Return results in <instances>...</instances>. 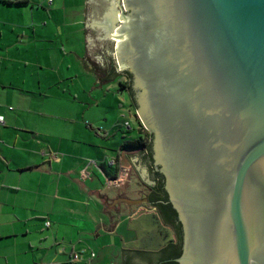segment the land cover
<instances>
[{
    "label": "water",
    "instance_id": "95a60500",
    "mask_svg": "<svg viewBox=\"0 0 264 264\" xmlns=\"http://www.w3.org/2000/svg\"><path fill=\"white\" fill-rule=\"evenodd\" d=\"M114 1L103 20L181 223L175 262L264 264V0ZM160 251L124 247L123 264Z\"/></svg>",
    "mask_w": 264,
    "mask_h": 264
},
{
    "label": "crops",
    "instance_id": "0c3cea01",
    "mask_svg": "<svg viewBox=\"0 0 264 264\" xmlns=\"http://www.w3.org/2000/svg\"><path fill=\"white\" fill-rule=\"evenodd\" d=\"M106 1L110 0L0 2V115L5 119L0 124V243L8 249L0 251V264H123V259L121 263L119 259L108 261L109 248L115 247L123 256L125 243L136 241L133 233L140 222L157 218L162 225L155 208L140 212L133 206L142 200L126 198V191L117 186L110 188L123 180L138 187L142 183L152 186L142 179L136 158L139 150L122 148L127 138L115 143L117 148L107 144L112 134L118 139L116 125L121 120L109 117L106 111L101 116L92 114L90 121L62 113L68 103L77 104L61 92L71 90L75 82H70L79 76L92 89H103V85L110 89L113 82L124 93L114 76L118 70L114 67V75L108 71L110 77L103 79L106 68L93 51L95 43L110 42L114 48L108 33L114 23L103 20ZM98 6L103 15L96 20L93 10ZM115 10L117 16L120 10ZM27 80L32 86L26 85ZM96 102L83 103L82 109L99 113L102 108L116 114L124 108L122 104L116 107L115 102L105 104V99ZM54 109L60 113L49 111ZM125 202L130 206L127 214L123 207H116ZM113 207L117 210L111 216ZM77 219L84 226L93 225L94 231L78 227ZM33 227L40 233L39 238L34 236L35 242L29 240ZM20 235L28 239L24 247L18 245ZM103 235L107 241L118 239L119 243L96 245L89 239H102ZM158 236L177 242L174 233ZM154 241L159 249L165 246ZM93 246L102 250L90 262V252H96ZM81 250L86 251L83 260L72 262L71 254Z\"/></svg>",
    "mask_w": 264,
    "mask_h": 264
},
{
    "label": "rangeland",
    "instance_id": "374dc122",
    "mask_svg": "<svg viewBox=\"0 0 264 264\" xmlns=\"http://www.w3.org/2000/svg\"><path fill=\"white\" fill-rule=\"evenodd\" d=\"M110 2H115V1L114 0H110ZM104 8H108V7H106V5H104L103 9ZM94 9L95 10H93L94 11L93 13H94V18L96 20L100 19V17L103 15V13L106 12V9L103 10L101 6L100 7L99 6L95 7ZM101 9L103 10V13H102ZM98 35H99V33L97 31V35H95V36L97 37ZM93 51H94L95 55H99L100 56L101 62L103 64V67L106 68L105 69L106 71L103 72L102 78L106 79V77L109 78L110 76H113L114 74L112 72H114V66L112 64L115 63V62H114V52H113L111 43L110 42L100 43V44L99 43H95V47H94ZM101 57H103V58H101ZM109 63H111V64H109ZM107 64H109V66ZM108 71L110 73V76L109 75L106 76ZM29 74H30V72H29ZM114 76L120 82V87H121V89L124 90V93H122V92L119 93L117 91L118 90V86L117 85H115V86L111 85L113 82L110 83V89H107L106 85H103L104 86L103 89H101V88L92 89L91 88L92 85L89 87V81H86V78L82 77V76H79L76 81L70 82L71 84H73V82H75L74 83V87H72L71 90H67L65 93L61 92V94L64 95L63 97L69 98L72 102H76L77 103V104L72 103L73 105L68 103L69 106L65 108V112L62 111V113L65 114V115H68V116L74 117V118L77 117L80 121H81V119H83L82 117H84V120H82V121H87L85 119H88V121H90L91 119L89 117L92 114H93V116L94 115L96 116L98 114H99V116H101L102 113H104L106 111V114L109 117L112 118V116H113V117H116V120H119V119L121 120V122H119L116 125L117 128H119V130L117 131V134L119 135L118 139L117 138H113V134H112V137L109 138L110 143H107V144H109V147H111V148H117L114 145L118 141H121L122 138H127L128 141L139 139V138L145 139L146 138V132L150 133V131L147 130L146 128H144V127L141 129V122L139 121L138 116L136 115V107H135V105H133L132 99H129L128 94H126V90H127L128 86H129V78H128V76L120 74L119 71ZM7 77H9V78L12 77V74L8 75ZM20 81L23 82L24 80L21 79ZM20 81H17L16 83H20ZM32 84L33 83H31L29 80L26 81V85L27 86H32ZM65 86H66V84H63V88H65ZM55 88H56V86H55ZM65 89H69V88L66 87ZM103 99H105V101H106L105 104H109L110 102H112L111 103V105H112L115 102L116 103V107H118V105L122 104V106L124 108L121 109V107L120 108L118 107L119 108L118 109V113H116V114L113 113V112H110V111H108L106 109H102V108L99 109V111H98L99 113H97L96 112L97 110H94V109H92V110L88 109V111H84L82 109L83 103L85 104L87 102H91L92 101L95 104V103H97L96 101H102ZM34 102H36V101H34ZM111 105H109V106L107 105V106L110 107ZM87 108H89V107H87ZM33 109H39V108L36 106V107H33ZM48 109H50V108H46L44 110L48 111ZM49 111H53L54 113H60V112L55 111V109L54 110H49ZM123 115H125L126 119L128 120V122H130L131 130L127 129V127L124 126L125 118L122 117ZM94 127H96V126H94ZM139 152L140 153H137V157L136 158L138 159V162H139V164L142 167V169H141L142 172H143V174H142L143 178L142 179H143L144 182H151V185H154L156 178L153 175V172H152V169H151V165H150V163L148 161V154H147L146 150H141ZM110 186H111L110 188H112L113 190H115L114 189L115 187H112V186H117L119 189H121V191L122 190L126 191V193H127V196L125 195L126 198L130 197V198H134V199L138 198L139 200H142L141 202H139V203L137 202V204H135L133 206V207H135L134 209H136V210L139 209L140 212H144V211H147V210L155 208V212L158 213L157 208L154 207L153 205H151L149 203V200L147 199V197L149 196L148 195L149 194V187L147 185H145L144 183H142L141 186L138 187L136 184H134L132 182L129 183V182H126V181L123 180L121 182H116V183H114V184H112ZM116 190H118V189H116ZM125 204H127V205H125ZM80 207L81 206L78 205V208H80ZM116 207H118V208L123 207L125 209L126 214H127L129 212V207L130 206H129V202H125V203H118L116 205ZM116 207H113V208L110 209V211L112 212L111 216L116 214V210H117ZM157 217L160 218V220H161L160 223L162 225H160L157 222L158 221L157 218L153 222L150 221V220L149 221L147 220L144 223L140 222V226H136L135 227L136 229H134L135 232L133 233L135 238H132V239H136V241L135 242H127V243H125L124 247L128 248V249H144V250H155L156 251V250H159V248L157 247L156 242L154 241V239L156 241L159 240L160 242H163V244L165 245L166 241H167L166 238L164 240V238H161L158 235L161 234L163 237L166 236L167 234L169 235V233H173L172 232L173 228L170 225L169 226L165 225L163 217L160 215V213H158ZM149 219H151V218H149ZM75 222H76L78 227H86V228H89V229L93 228V225L90 226V227L84 226L82 224V220H80V219H77V221H75ZM36 226H37V229H39V227H40V222L39 221L37 222ZM141 227H142V229H141ZM144 228L146 230L143 233L142 231L144 230ZM93 231H94V228H93ZM139 231H140V233H139ZM148 231H152L154 237H152V235ZM31 232H32V234H31V236H29V240L35 242L36 238H34V236L39 238V236H40L39 234L40 233H38V230H36L34 227H33V230ZM147 233L149 235L148 238L150 240V243L147 241V236H148ZM139 236H141V239H142L141 241L137 240L139 238ZM105 237H106V235H103L102 239H96L94 236H91L89 239L93 242V244L96 243V245H97V243L104 244L105 242H107L108 245H117L119 243L118 239L115 240V241H114V239H110V240L107 241L106 239H104ZM17 242H18L19 246L24 247V246H26V243L28 242V239L24 238L22 235H20L17 238ZM3 245H4V243H0V251L8 250L7 248H4ZM143 245H145V246H143ZM112 248H109L110 252L108 253V257H107L109 259L108 261H111V260L115 261V259H117V260L119 259L118 261H120V263H121V261L123 259V256H121V253H119V251L116 250L115 247L113 249ZM92 249H94L96 251L95 252L96 255L102 250L101 248L95 247V246H93ZM113 255H115V257H113Z\"/></svg>",
    "mask_w": 264,
    "mask_h": 264
},
{
    "label": "trees",
    "instance_id": "16d2710c",
    "mask_svg": "<svg viewBox=\"0 0 264 264\" xmlns=\"http://www.w3.org/2000/svg\"><path fill=\"white\" fill-rule=\"evenodd\" d=\"M6 4H13V3H6ZM130 88L128 87V90ZM132 103L133 105H135V101L132 97ZM143 128V126L141 125V129ZM140 129V130H141ZM151 141H152V134L146 132V138L145 139H135V140H131L128 141L126 140L123 145L122 148L125 150H146L149 151L150 147H151ZM150 204L153 205L154 207L160 209V211H162L164 217H165V222L170 225V222H175L176 219V211L172 208V206L167 203V195L166 192L163 190V183L160 182L158 183V189L156 190V192L153 194L152 197H150ZM177 227V226H176ZM180 226H178L177 228H179ZM170 246V253L168 254V259H170L171 261L168 264H177L174 259L178 258L181 255V243L178 241L176 243L171 242ZM168 248L165 249V251L169 250Z\"/></svg>",
    "mask_w": 264,
    "mask_h": 264
},
{
    "label": "flooded vegetation",
    "instance_id": "af4514ba",
    "mask_svg": "<svg viewBox=\"0 0 264 264\" xmlns=\"http://www.w3.org/2000/svg\"><path fill=\"white\" fill-rule=\"evenodd\" d=\"M110 1H106L105 2V5H106V7H108L109 5H110ZM107 10L108 8H104L103 10ZM115 9H119L120 10V8H119V6L118 5H116V8ZM121 12V11H120ZM114 62H115V60H114ZM109 64H111V63H109ZM109 64H107L108 66H109ZM125 74L128 76V78H129V80H130V85L128 86L130 89L128 90V88H127V90H126V94H128V96H129V99H132V97H133V99H134V94H135V92H134V89H133V78H132V75L129 73V72H127V71H125ZM139 151H141V150H139ZM149 151H150V154H149V159H150V164H151V169H152V172H153V175H154V177L156 178L155 179V184L154 185H152L151 187H149V196L147 197V199L149 200V203H150V197H152L153 196V194L156 192V190L158 189V183H160V182H162L163 183V190L165 191V189H164V179H163V177H162V175L159 173V171H158V169H157V167H156V165H155V160H154V158H153V154H152V151H151V147H150V149H149ZM166 195H167V193H166ZM167 203H169V200H168V195H167ZM170 204V203H169ZM125 205H127V204H125ZM171 205V204H170ZM157 210H158V212L160 213V215L163 217V220H165V217H164V215L162 214L163 212L162 211H160V209H158L157 208ZM170 226L173 228H171L172 229V232L175 234V238H176V241L178 242H180L181 243V252H182V244H183V231H182V227H181V223H180V221H179V218H178V215H177V213H176V219H175V222L173 223V222H170ZM178 226H180L179 228H177ZM171 243L169 242V240H167L166 241V244H165V246L161 249V251L159 252V257L158 258H156L157 259V261L156 262H154V263H152V264H168L171 260L170 259H168V254L170 253V245ZM169 249L168 251H165V249ZM130 261H132L131 259H129L128 260V262L129 263H131ZM174 261H175V259H174ZM115 264V263H114ZM178 264V263H177Z\"/></svg>",
    "mask_w": 264,
    "mask_h": 264
},
{
    "label": "built area",
    "instance_id": "2783aa9c",
    "mask_svg": "<svg viewBox=\"0 0 264 264\" xmlns=\"http://www.w3.org/2000/svg\"><path fill=\"white\" fill-rule=\"evenodd\" d=\"M19 0H0V2H3V3H15V2H18ZM51 1V0H50ZM13 108H10V110H12ZM0 124L4 125L5 124V119H4V116L0 115ZM124 126L127 127V129H131V125H130V122L128 121H125L124 122ZM107 180L109 181V178H107ZM47 225H49V223H47ZM64 248L61 247V252H64L63 251ZM86 253L85 250H81V251H74L72 254H71V261L76 263V262H80L81 260H83V256L84 254ZM97 255L95 254V252L92 250L90 252V262H92V260H94V258L96 257ZM111 264H114V263H111Z\"/></svg>",
    "mask_w": 264,
    "mask_h": 264
},
{
    "label": "bare ground",
    "instance_id": "6f19581e",
    "mask_svg": "<svg viewBox=\"0 0 264 264\" xmlns=\"http://www.w3.org/2000/svg\"><path fill=\"white\" fill-rule=\"evenodd\" d=\"M112 19H113L112 14H111V13H108V14L106 15L105 24H108L109 22H111ZM105 24H104V25H105Z\"/></svg>",
    "mask_w": 264,
    "mask_h": 264
}]
</instances>
